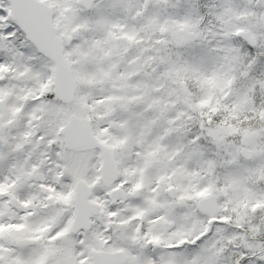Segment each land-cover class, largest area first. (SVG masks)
<instances>
[{
  "label": "snow or ice",
  "instance_id": "6c2138e0",
  "mask_svg": "<svg viewBox=\"0 0 264 264\" xmlns=\"http://www.w3.org/2000/svg\"><path fill=\"white\" fill-rule=\"evenodd\" d=\"M0 264H264V0H0Z\"/></svg>",
  "mask_w": 264,
  "mask_h": 264
}]
</instances>
